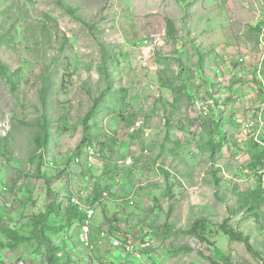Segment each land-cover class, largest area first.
<instances>
[{"label":"rangeland","instance_id":"1","mask_svg":"<svg viewBox=\"0 0 264 264\" xmlns=\"http://www.w3.org/2000/svg\"><path fill=\"white\" fill-rule=\"evenodd\" d=\"M262 23L264 0H0V264H264V151L243 150L235 122L254 100ZM66 186L64 201L95 208L89 247L79 209L49 212ZM109 230L145 239L144 256Z\"/></svg>","mask_w":264,"mask_h":264},{"label":"built area","instance_id":"2","mask_svg":"<svg viewBox=\"0 0 264 264\" xmlns=\"http://www.w3.org/2000/svg\"><path fill=\"white\" fill-rule=\"evenodd\" d=\"M259 41L262 49L260 54V65L257 73L253 76L255 79V86L250 85L251 90H255V95H253L254 100L248 103V117H244L242 114L235 118L236 125L239 127V131L241 132V134L237 137V142L238 145H240L245 151L259 149L264 151V74L262 72L264 67V23L261 24L259 29ZM242 61L244 60H241L240 62ZM239 96L240 99L241 95ZM139 125H142V121H137V123H135V127H138ZM143 130L144 136H148L150 133V128H145ZM88 149L90 152L94 153L92 146H89ZM89 160L92 161L90 157ZM77 162H80V159H77ZM131 162L132 159L128 157L122 163L130 164ZM44 163L47 167L62 168V170L69 172L70 167L68 164H56L50 157L45 156ZM90 164L92 163H89V165ZM256 174L260 175L264 182V168L258 169ZM3 190L6 191L8 188L5 186ZM71 202L81 210L80 220L82 222L80 223V241L85 247H89L92 242L90 237L91 226L89 224V220L93 217L95 208L92 204L83 202L79 194L73 196ZM12 204L13 200H10L6 203V205L9 207L12 206ZM103 234H105L115 246L122 247L123 252L131 255L132 257L142 258L144 256L143 249H145V245L149 246L145 239H136L131 237L129 233H118L116 230H109L103 232ZM104 264L111 263L105 262Z\"/></svg>","mask_w":264,"mask_h":264},{"label":"trees","instance_id":"3","mask_svg":"<svg viewBox=\"0 0 264 264\" xmlns=\"http://www.w3.org/2000/svg\"><path fill=\"white\" fill-rule=\"evenodd\" d=\"M67 11H68L69 13L73 14V11H72L70 8L67 9ZM167 31H168V34H169L170 37H172V36H176V35L178 34L177 29H176V26H175V23H174L173 20H171V19H168V20H167ZM159 76H160V75H159ZM155 83L160 84L161 87H167V88H169L170 86L172 87V85H171L170 82H166V81L163 82V81H161L160 77L157 78V80H155ZM51 136H52V134H50L49 132H46V134H45V142H43V143L46 145V147H48L49 144H50V137H51ZM40 146H41L42 148L44 147L42 144H40ZM261 156L264 157V152L261 154ZM96 158H98V159L104 161V158H105V157H103V156L99 157V156H98V157H96ZM263 164H264V163L261 162V165H262V166H263ZM258 167H260V166H258ZM101 198H102V197H101ZM101 198H100L99 200H101ZM253 199H254V201H257V200L260 199V197H258V196L255 195V197H253ZM99 200H98V199H95V201H99ZM57 203H58L57 201L52 202V204H51L50 207H49V212H50V213H54V212H56V211L59 212V210L61 209V205H60V204L58 205ZM249 208H250L251 210L256 209V208H254V206H250ZM66 209H68V208H66ZM63 212H64V214L67 213L66 221L69 220V221L71 222L70 217L72 218V215H73L72 212L75 213V210H73V209H72V210H64ZM76 213H77V212H76ZM79 218H80V217H79ZM80 222H82V221L80 220ZM203 227H204V226H203ZM219 227H221L222 232H223L225 235H227L228 238H229L230 240H232V241H238V242L243 243L244 246H245V248H246V249H247V250H248V251H249L254 257H259V258L263 257V256L261 255V253H260L255 247H253V246L249 243L248 238H247L246 236H244V235H242L241 233L235 231V230H234L231 226H229L226 222H225V223H222ZM6 233H7V234H10V235L12 236V238L15 237L16 241H18V240H25V239H26L24 236H18V235H16L15 230L12 229L11 227L7 228ZM68 238H69V237H68ZM42 239H43V241H44V243H45V245H46V254L48 255L49 258H51V257L53 256V252L56 250V246H55V244H53L52 241L49 240L48 238L45 237V238H42Z\"/></svg>","mask_w":264,"mask_h":264},{"label":"crops","instance_id":"4","mask_svg":"<svg viewBox=\"0 0 264 264\" xmlns=\"http://www.w3.org/2000/svg\"><path fill=\"white\" fill-rule=\"evenodd\" d=\"M95 152V151H94ZM104 155V152H103V150L102 151H96V154H94V156H91L90 158H91V160H92V162H94L96 165H98V166H100V165H102L103 163H104V161H102V160H100V159H98V158H96V157H101L102 155ZM94 159H96V160H98V161H95ZM67 183V182H66ZM68 185H69V183H67ZM69 187H70V185H69ZM108 187V186H107ZM106 187V188H107ZM117 188V187H116ZM67 189H69L68 188V186H66V192H63V190L61 191H59V195H58V204L60 203V205H61V209L59 210V212L60 213H64L63 211L64 210H75V211H77L76 209H79L77 206H75L72 202H66V201H64V195H66V193H68V190ZM116 190H118V189H116ZM120 191V190H119ZM96 193H97V191H96ZM103 193V192H102ZM104 193H106V189L104 190ZM71 194V193H70ZM76 194H73L72 195V197L73 196H75ZM80 196H82V194H79ZM103 195V194H102ZM102 195H99L98 194V197H101ZM93 196H95V191H94V194H93ZM70 197V196H69ZM72 197L70 198V201H72ZM92 197V196H91ZM55 198L57 199V196H56V194H55ZM67 198V197H66ZM69 199V198H68ZM93 199V198H92ZM103 199V197L101 198V200ZM81 200H82V198H81ZM99 200V199H98ZM101 200H99V201H101ZM97 202V201H96ZM133 203V201L130 199V204H132ZM129 204V205H130ZM131 205H130V209L129 210H131ZM66 208H68V209H66ZM128 209L127 210H125V209H121L118 213H117V218H119V219H123L124 217H126L127 216V213H126V211H128ZM133 209V208H132ZM80 210V209H79ZM78 212V211H77ZM80 212H81V210H80ZM122 223H123V226L122 227H124V221H120L119 222V224L120 225H122ZM118 224V225H119ZM114 225H117V221H116V223L114 224Z\"/></svg>","mask_w":264,"mask_h":264},{"label":"water","instance_id":"5","mask_svg":"<svg viewBox=\"0 0 264 264\" xmlns=\"http://www.w3.org/2000/svg\"><path fill=\"white\" fill-rule=\"evenodd\" d=\"M95 161H98V160H96V159H94Z\"/></svg>","mask_w":264,"mask_h":264}]
</instances>
